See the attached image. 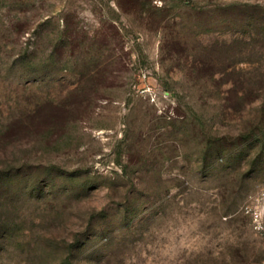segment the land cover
Listing matches in <instances>:
<instances>
[{
  "label": "rangeland",
  "instance_id": "obj_1",
  "mask_svg": "<svg viewBox=\"0 0 264 264\" xmlns=\"http://www.w3.org/2000/svg\"><path fill=\"white\" fill-rule=\"evenodd\" d=\"M0 177V264H264V0H0Z\"/></svg>",
  "mask_w": 264,
  "mask_h": 264
},
{
  "label": "built area",
  "instance_id": "obj_2",
  "mask_svg": "<svg viewBox=\"0 0 264 264\" xmlns=\"http://www.w3.org/2000/svg\"><path fill=\"white\" fill-rule=\"evenodd\" d=\"M243 212L251 219L253 229L261 235L264 243V186L258 194L248 198Z\"/></svg>",
  "mask_w": 264,
  "mask_h": 264
},
{
  "label": "trees",
  "instance_id": "obj_3",
  "mask_svg": "<svg viewBox=\"0 0 264 264\" xmlns=\"http://www.w3.org/2000/svg\"><path fill=\"white\" fill-rule=\"evenodd\" d=\"M1 179H2V177H0V182H1ZM0 192H1V187H0ZM4 205H5V200H3V197H0V208L4 207ZM13 229H14V224L7 222V227L5 228L4 233L7 234L9 232H13Z\"/></svg>",
  "mask_w": 264,
  "mask_h": 264
}]
</instances>
